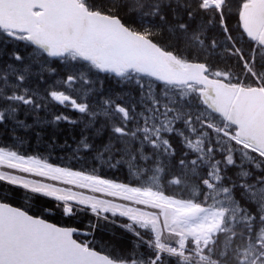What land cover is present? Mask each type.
<instances>
[{"label":"snow or ice","instance_id":"snow-or-ice-1","mask_svg":"<svg viewBox=\"0 0 264 264\" xmlns=\"http://www.w3.org/2000/svg\"><path fill=\"white\" fill-rule=\"evenodd\" d=\"M0 192V264H264V0H0Z\"/></svg>","mask_w":264,"mask_h":264},{"label":"trees","instance_id":"trees-1","mask_svg":"<svg viewBox=\"0 0 264 264\" xmlns=\"http://www.w3.org/2000/svg\"><path fill=\"white\" fill-rule=\"evenodd\" d=\"M231 23H235V21H231ZM37 134H39V137L41 139H37ZM80 128L73 127L72 125L64 124L62 123L59 126L55 125H41L37 126L32 130H29L28 133L25 135L21 133V135H25V141L23 144L26 149H30L31 151H34L38 153L39 151H44L48 153H52V151L55 148L65 146V144L69 145L70 147H67L69 151H71V154H65V156H71L73 157L72 149H74V144L76 141L80 138ZM93 162L91 160V157L89 156L87 158L86 165H92ZM96 167H99L101 174L106 175L108 178H115L119 179L121 181L126 180L127 178V169L121 168L119 170L116 169H109L107 166H99L98 164L95 165ZM3 193L0 192V195ZM11 202L14 205L17 206H30L32 211H36L37 209L43 207L44 205L51 204L52 201L43 197L35 196L32 198L31 201L25 202L23 199V193L21 191H17L14 196L10 197ZM52 221L57 223H65L74 225L77 227H80L82 224V221L85 219H91L90 216L85 217L83 214L81 215L80 219L78 220H71V219H63L59 216L51 218ZM123 222V221H121ZM112 232H115L118 237H123L125 239V242L127 240L131 239V235L124 232L123 229L111 225V224H103L101 229L97 230L95 236L98 241L103 240L107 241L111 238Z\"/></svg>","mask_w":264,"mask_h":264},{"label":"rangeland","instance_id":"rangeland-1","mask_svg":"<svg viewBox=\"0 0 264 264\" xmlns=\"http://www.w3.org/2000/svg\"><path fill=\"white\" fill-rule=\"evenodd\" d=\"M71 152V151H70ZM69 154H71V153H69ZM71 157V156H70ZM80 159H81V156L79 157ZM59 164V163H58ZM61 166H62V164H60ZM88 169H90V168H88Z\"/></svg>","mask_w":264,"mask_h":264}]
</instances>
